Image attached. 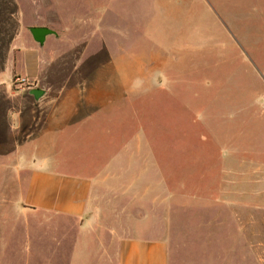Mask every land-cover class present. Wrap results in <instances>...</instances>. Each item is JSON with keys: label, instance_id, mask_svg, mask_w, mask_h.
I'll list each match as a JSON object with an SVG mask.
<instances>
[{"label": "rangeland", "instance_id": "obj_1", "mask_svg": "<svg viewBox=\"0 0 264 264\" xmlns=\"http://www.w3.org/2000/svg\"><path fill=\"white\" fill-rule=\"evenodd\" d=\"M23 25L29 37L28 27L41 25L59 38L50 37L44 49L26 36L13 44L10 33ZM50 50L62 54L53 67L56 81L80 54L85 71L108 60L116 66L121 58L137 68L138 56L147 71L156 61L167 62L159 76L163 88L129 103L124 99L114 116L144 123L166 155L164 164L179 177L185 164L196 178L207 166L216 169L214 140L221 132L239 136L264 168L258 151L264 149V0H0V85H31L17 66ZM152 79L156 83L158 77ZM4 94L0 91V264H67L70 251L60 253L43 229L44 213H32L23 203L28 174L10 155ZM241 159L250 156L243 153ZM257 191L255 238L245 234L236 241L244 221L235 206L179 213L169 264H245L249 240L256 241L251 264H264V187L257 185Z\"/></svg>", "mask_w": 264, "mask_h": 264}, {"label": "crops", "instance_id": "obj_2", "mask_svg": "<svg viewBox=\"0 0 264 264\" xmlns=\"http://www.w3.org/2000/svg\"><path fill=\"white\" fill-rule=\"evenodd\" d=\"M23 29L10 33L13 44L25 36L34 41ZM39 53L17 66L31 85L15 87L12 81L9 88L1 84L0 91L10 111V155L28 174L23 203L32 213H44L43 229L60 253L70 251L67 264H169L183 212L235 206L244 221L236 241L245 234L256 237L257 185L264 187V168L243 149L239 136L221 132L215 138L216 169L207 166L196 178L185 164L179 177L164 164L166 155L158 152L144 123L114 116L124 99L129 103L163 88L159 76L167 62L156 61L147 71L138 56L137 68L121 58L116 66L108 60L85 71L80 54L71 69L58 70L62 79L56 81L53 67L62 54ZM32 89L45 93L36 99ZM258 151L264 156V149ZM243 153L250 159H241ZM255 243L246 242L245 264L252 263Z\"/></svg>", "mask_w": 264, "mask_h": 264}, {"label": "water", "instance_id": "obj_3", "mask_svg": "<svg viewBox=\"0 0 264 264\" xmlns=\"http://www.w3.org/2000/svg\"><path fill=\"white\" fill-rule=\"evenodd\" d=\"M28 31L33 37L34 41L40 48L45 46L47 39L51 36L59 38V34L56 30L47 26H33L29 27ZM44 91L41 89H32L31 94L35 96L36 99H40L44 95Z\"/></svg>", "mask_w": 264, "mask_h": 264}, {"label": "built area", "instance_id": "obj_4", "mask_svg": "<svg viewBox=\"0 0 264 264\" xmlns=\"http://www.w3.org/2000/svg\"><path fill=\"white\" fill-rule=\"evenodd\" d=\"M25 79H23L22 81H24Z\"/></svg>", "mask_w": 264, "mask_h": 264}]
</instances>
